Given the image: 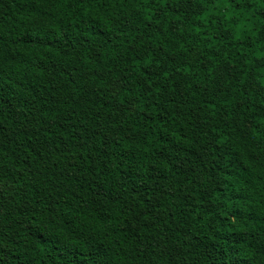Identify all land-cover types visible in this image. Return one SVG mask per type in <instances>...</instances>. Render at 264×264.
I'll return each mask as SVG.
<instances>
[{
  "label": "trees",
  "instance_id": "obj_1",
  "mask_svg": "<svg viewBox=\"0 0 264 264\" xmlns=\"http://www.w3.org/2000/svg\"><path fill=\"white\" fill-rule=\"evenodd\" d=\"M0 264H264V0H0Z\"/></svg>",
  "mask_w": 264,
  "mask_h": 264
}]
</instances>
